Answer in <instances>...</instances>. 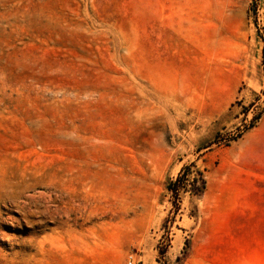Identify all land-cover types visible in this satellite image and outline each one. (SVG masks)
I'll list each match as a JSON object with an SVG mask.
<instances>
[{
  "label": "rangeland",
  "instance_id": "rangeland-1",
  "mask_svg": "<svg viewBox=\"0 0 264 264\" xmlns=\"http://www.w3.org/2000/svg\"><path fill=\"white\" fill-rule=\"evenodd\" d=\"M264 264V0H0V264Z\"/></svg>",
  "mask_w": 264,
  "mask_h": 264
},
{
  "label": "built area",
  "instance_id": "built-area-1",
  "mask_svg": "<svg viewBox=\"0 0 264 264\" xmlns=\"http://www.w3.org/2000/svg\"><path fill=\"white\" fill-rule=\"evenodd\" d=\"M134 263V258L131 256V257H129V262H128V264H133Z\"/></svg>",
  "mask_w": 264,
  "mask_h": 264
}]
</instances>
